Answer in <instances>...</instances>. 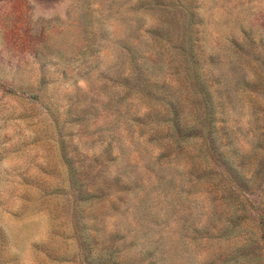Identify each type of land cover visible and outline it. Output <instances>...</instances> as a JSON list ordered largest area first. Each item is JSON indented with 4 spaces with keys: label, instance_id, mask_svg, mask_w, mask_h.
I'll list each match as a JSON object with an SVG mask.
<instances>
[{
    "label": "rangeland",
    "instance_id": "1",
    "mask_svg": "<svg viewBox=\"0 0 264 264\" xmlns=\"http://www.w3.org/2000/svg\"><path fill=\"white\" fill-rule=\"evenodd\" d=\"M0 264H264V0H0Z\"/></svg>",
    "mask_w": 264,
    "mask_h": 264
},
{
    "label": "trees",
    "instance_id": "2",
    "mask_svg": "<svg viewBox=\"0 0 264 264\" xmlns=\"http://www.w3.org/2000/svg\"><path fill=\"white\" fill-rule=\"evenodd\" d=\"M196 75V74H195ZM201 106V105H200ZM205 108V115L209 118L210 120V125H209V130L210 131H213V126H212V117H214V114H215V104L213 102L210 103V105H208L207 107L204 106ZM201 109V107H200ZM202 113L199 112V115H201ZM202 117V116H201ZM179 116L176 115L175 119H174V124L177 126H180V122H179ZM214 165H215V169H217L218 172H221V174H224L225 175V178L229 181H231V184H230V188H231V191L233 192H239L244 198H245V193L247 192V190H244L242 189V187L240 186L239 183H237L232 175L227 171V169L225 168V166L219 162L218 159H216L214 161Z\"/></svg>",
    "mask_w": 264,
    "mask_h": 264
}]
</instances>
